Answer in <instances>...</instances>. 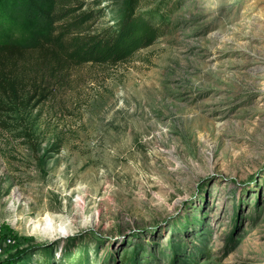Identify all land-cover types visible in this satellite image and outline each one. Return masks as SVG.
<instances>
[{"label": "rangeland", "instance_id": "rangeland-1", "mask_svg": "<svg viewBox=\"0 0 264 264\" xmlns=\"http://www.w3.org/2000/svg\"><path fill=\"white\" fill-rule=\"evenodd\" d=\"M79 1L94 27L132 2ZM133 11L166 34L4 117L0 226L16 246L0 264H264V0Z\"/></svg>", "mask_w": 264, "mask_h": 264}, {"label": "trees", "instance_id": "trees-1", "mask_svg": "<svg viewBox=\"0 0 264 264\" xmlns=\"http://www.w3.org/2000/svg\"><path fill=\"white\" fill-rule=\"evenodd\" d=\"M120 19L94 27V12L79 0H0V30L19 27L23 42H0V126L4 117L35 110L85 64L116 66L166 34L162 18L135 12L131 0Z\"/></svg>", "mask_w": 264, "mask_h": 264}, {"label": "built area", "instance_id": "built-area-1", "mask_svg": "<svg viewBox=\"0 0 264 264\" xmlns=\"http://www.w3.org/2000/svg\"><path fill=\"white\" fill-rule=\"evenodd\" d=\"M16 246V240L6 234L4 228L0 226V255L6 253L9 249Z\"/></svg>", "mask_w": 264, "mask_h": 264}, {"label": "bare ground", "instance_id": "bare-ground-1", "mask_svg": "<svg viewBox=\"0 0 264 264\" xmlns=\"http://www.w3.org/2000/svg\"><path fill=\"white\" fill-rule=\"evenodd\" d=\"M263 69H264V67L261 66V67H258L256 70L259 71V70H263ZM53 222H54V220H53L51 217H47V227H48L49 229H51V230H52V229L55 230V229H54V223H53ZM60 232H61V233H64V229L61 228V229H60Z\"/></svg>", "mask_w": 264, "mask_h": 264}]
</instances>
